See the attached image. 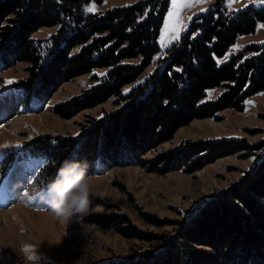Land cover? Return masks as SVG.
<instances>
[{
	"label": "trees",
	"instance_id": "obj_1",
	"mask_svg": "<svg viewBox=\"0 0 264 264\" xmlns=\"http://www.w3.org/2000/svg\"><path fill=\"white\" fill-rule=\"evenodd\" d=\"M106 0H0V70L26 62L33 78L17 87L25 102L47 99L63 82L91 73L98 80L80 96L58 103L54 110L70 118L116 96L122 105L96 119L80 137H37L29 152L42 156L46 181L66 160L97 166L140 165L150 172H194L208 163L258 150L245 138L187 140L155 158L149 150L171 140L196 118H217L226 109L242 111L246 101L264 92V41L237 53L230 48L241 36L257 32L264 5L230 11L217 0L196 15L181 39L165 52L162 65L138 79L160 51L159 35L170 0H141L90 12ZM42 27H55L47 38H34ZM140 59L138 63L128 60ZM136 83L125 92L127 85ZM224 87L215 99L210 90ZM154 223L161 221L146 215ZM103 227L116 226L125 235L139 234L118 213L92 216ZM169 238V237H168ZM155 252L128 264H264V154L231 187L212 195L176 237ZM126 264V263H125Z\"/></svg>",
	"mask_w": 264,
	"mask_h": 264
},
{
	"label": "rangeland",
	"instance_id": "obj_2",
	"mask_svg": "<svg viewBox=\"0 0 264 264\" xmlns=\"http://www.w3.org/2000/svg\"><path fill=\"white\" fill-rule=\"evenodd\" d=\"M137 1L141 0H106L98 7L90 4L87 10L93 5L96 10H106ZM216 1L203 0L182 9L177 28L179 39H172L176 33L171 30L165 32L171 11L169 4L159 35L160 51L139 82L162 65L165 51L181 39L196 15L205 13ZM249 5L264 3L236 0L228 7L236 12ZM55 31V27H42L33 37L47 38ZM263 41L264 22L256 33L241 36L230 48V54L249 43ZM128 61L138 63L140 59ZM29 68L28 63L19 61L0 70V264H128L127 260L155 252L167 244L168 237H176L207 199L237 183L264 154V92H261L250 97L242 111L226 109L217 118L192 120L180 127L171 140L146 152L144 158H155L187 140L221 137L245 138L251 145H258V150L223 156L194 172L178 169L159 174L134 164L110 169L98 165L96 172L90 174L95 194L90 196L89 214L63 221L41 198L49 179L45 181L41 175L46 159L31 154L27 144L37 137H80L96 119L122 103L114 96L70 118L55 112L58 103L80 96L98 81L95 75H103L105 70L97 69L63 82L49 98H33L27 105L17 85L33 78ZM7 80L15 82L6 84ZM138 81L127 85L124 91ZM223 91L222 86L210 90L207 99H215ZM209 122L218 125L213 127ZM104 213L124 215L126 223L134 225L139 234L125 235L116 226L103 227L93 222V215ZM147 214L161 222H152ZM25 248L29 251L25 252Z\"/></svg>",
	"mask_w": 264,
	"mask_h": 264
},
{
	"label": "clouds",
	"instance_id": "obj_3",
	"mask_svg": "<svg viewBox=\"0 0 264 264\" xmlns=\"http://www.w3.org/2000/svg\"><path fill=\"white\" fill-rule=\"evenodd\" d=\"M88 168L87 161L66 160L44 185L41 198L63 221L89 214L90 196L95 189Z\"/></svg>",
	"mask_w": 264,
	"mask_h": 264
},
{
	"label": "snow or ice",
	"instance_id": "obj_4",
	"mask_svg": "<svg viewBox=\"0 0 264 264\" xmlns=\"http://www.w3.org/2000/svg\"><path fill=\"white\" fill-rule=\"evenodd\" d=\"M203 2V0H170L171 3V11L168 13L167 16V24L165 26V32H168L171 30L172 32L176 33L175 36L172 37V39H179V32L177 31V28L179 26V16L180 12L185 7H191L194 3ZM236 2V0H228V6L231 7V4ZM262 3H264V0H261ZM95 5L90 7L88 11L95 12ZM191 19V18H189ZM14 80H7L6 84H12L14 83ZM18 147V146H17ZM25 252L29 251L28 248L24 249ZM30 259H35L34 257H30Z\"/></svg>",
	"mask_w": 264,
	"mask_h": 264
},
{
	"label": "bare ground",
	"instance_id": "obj_5",
	"mask_svg": "<svg viewBox=\"0 0 264 264\" xmlns=\"http://www.w3.org/2000/svg\"><path fill=\"white\" fill-rule=\"evenodd\" d=\"M209 125H212L213 127H215L216 125H218V124H211L210 122H209ZM220 126V125H219ZM221 127V126H220ZM222 128V127H221ZM222 129H224V127L222 128Z\"/></svg>",
	"mask_w": 264,
	"mask_h": 264
},
{
	"label": "water",
	"instance_id": "obj_6",
	"mask_svg": "<svg viewBox=\"0 0 264 264\" xmlns=\"http://www.w3.org/2000/svg\"><path fill=\"white\" fill-rule=\"evenodd\" d=\"M217 194V193H216ZM208 200V199H207ZM205 204V203H204ZM203 207V206H202Z\"/></svg>",
	"mask_w": 264,
	"mask_h": 264
}]
</instances>
